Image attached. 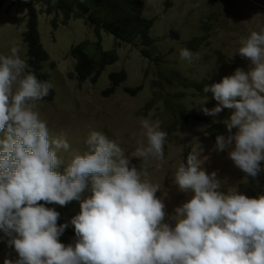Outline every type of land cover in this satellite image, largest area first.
<instances>
[{
	"label": "clouds",
	"instance_id": "9594fccd",
	"mask_svg": "<svg viewBox=\"0 0 264 264\" xmlns=\"http://www.w3.org/2000/svg\"><path fill=\"white\" fill-rule=\"evenodd\" d=\"M235 52L250 60L248 71L237 68L206 85L203 92L218 104L201 110L210 116L233 110L224 121L228 135L216 136L215 149L227 150L235 166L256 177L264 170V28L249 31ZM179 58L192 63L199 53L181 48ZM28 68L17 47L0 54V240L18 255L4 264H264V195L218 191L216 173L206 174L193 148L173 173L179 190L193 195L175 209L170 227L156 196L160 185L130 166V157L163 158L167 134L160 122L140 120L146 143L138 142L130 157L92 130L86 150L66 161L58 155L70 149L66 135H51L34 110L52 85ZM73 200L80 202L70 221L77 239L65 245L59 238L68 223L58 225L60 214L45 203Z\"/></svg>",
	"mask_w": 264,
	"mask_h": 264
},
{
	"label": "rangeland",
	"instance_id": "374dc122",
	"mask_svg": "<svg viewBox=\"0 0 264 264\" xmlns=\"http://www.w3.org/2000/svg\"><path fill=\"white\" fill-rule=\"evenodd\" d=\"M141 2L144 17L154 21L151 30L154 43L150 48L143 46L140 40L133 44L118 42L105 31L95 34L82 19H72L65 24L63 14L47 15L44 3L36 6L41 44L48 54L43 72L50 75L54 96L51 101H37L34 110L47 122L51 135L61 132L66 135L70 149L68 152L61 150L58 155L67 161L73 151H85L88 133L96 130L119 142L126 151L125 155L130 157L138 142L146 143L140 120L148 118L158 120L160 130L167 134L163 158L141 160L130 157V166L142 171V178L160 185L156 196L164 204L163 223L174 227L175 209L193 195L191 191H180L173 181L176 166L186 163V157L193 148L198 149V158L203 160L201 167L206 174L216 173L220 184L218 191L227 194L235 189L248 198L264 195V170L256 177L249 176L235 166L227 150L215 149L216 136L228 135L224 121L229 119L233 110L222 108L215 116L205 115L202 107L211 109L218 102L211 97H206L205 101L199 90L184 88L171 81L172 74L178 72L189 83L210 86L233 74L237 68L248 71L250 60L235 51L240 39L249 31L264 28V0ZM0 3V54L7 55L15 46L21 58L26 60L27 46L23 35L27 2L0 0ZM194 40L200 42L192 51L199 53V59L192 63L180 60L179 49H189V43H197ZM83 42L93 45V49L100 45L102 51H114L118 58L98 77L80 82L75 74L77 62L71 50ZM146 49L152 54V59L142 54ZM121 71L126 72V81L116 87L113 94L105 95L111 87L110 74ZM139 87L141 91L137 94L130 92ZM174 106L185 109L186 119L178 115ZM235 131L234 128L232 132ZM261 165L264 169V162ZM63 168L64 165L59 168L61 173ZM88 194L85 191L83 195ZM50 208L59 210L62 223H68L60 242L74 245L77 237L70 221L80 212V202L70 201L64 206L51 203ZM17 258L14 248L6 244V238L0 240V264H4L5 259L15 261Z\"/></svg>",
	"mask_w": 264,
	"mask_h": 264
},
{
	"label": "trees",
	"instance_id": "16d2710c",
	"mask_svg": "<svg viewBox=\"0 0 264 264\" xmlns=\"http://www.w3.org/2000/svg\"><path fill=\"white\" fill-rule=\"evenodd\" d=\"M22 0H13V3H18ZM27 2L26 15V31L23 35L24 43L27 46V70L32 71L39 80L48 81L51 83L50 75L43 72V66L48 61V54L45 52L40 39L38 30V14L36 6L44 3L46 14L52 15L63 14L64 23L72 19H82L87 26L93 29L95 34L101 31L113 36L118 42L133 44L140 40L142 45L147 48L152 47L154 41L151 37V30L153 29V20L144 17V7L141 0H25ZM2 4V3H0ZM1 8V5H0ZM56 26V23L53 22ZM197 42L189 43V49L195 51L200 45ZM93 45L89 43H81L74 46L71 50V55L75 58L77 64L75 67V74L80 82L98 77L107 66L117 61V54L114 51H102L100 45L97 49L92 48ZM94 50V52H93ZM142 54L148 59H152V54L148 49L143 50ZM165 79H169L164 76ZM171 81L179 83L184 88H195L199 90L205 97H211L212 93H204L205 85L188 82L186 78L178 72L172 74ZM127 79L126 72L111 73L109 76L110 89L105 92V95L113 94L116 87L124 83ZM141 91V87L130 90L131 93L137 94ZM54 91L51 88L48 95L41 100L46 102L52 100ZM174 110L179 113L182 118L186 119L187 112L181 106H174ZM76 201V200H73ZM45 203L44 201H41ZM51 203H45L46 207L50 208ZM60 214L57 220L58 224H62V216Z\"/></svg>",
	"mask_w": 264,
	"mask_h": 264
}]
</instances>
